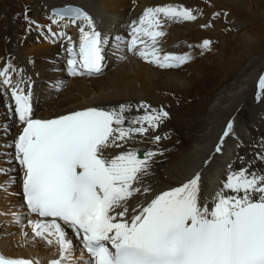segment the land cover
Returning <instances> with one entry per match:
<instances>
[{"label": "bare ground", "instance_id": "6f19581e", "mask_svg": "<svg viewBox=\"0 0 264 264\" xmlns=\"http://www.w3.org/2000/svg\"><path fill=\"white\" fill-rule=\"evenodd\" d=\"M66 2L96 9L101 15L95 16L94 24L103 22L106 26L103 41L109 45L100 73L80 77L64 73L68 37L72 41L79 38L81 22L72 24L63 19L53 23L57 17L50 15L48 8ZM24 3L33 7L29 14ZM169 5L192 9L197 15L194 22L178 21L159 29L164 35L158 42L175 55L190 56L186 63L160 69L127 54L124 46L111 43V38H124V23L143 7ZM223 14L226 29L220 22ZM47 25L49 31L42 28ZM205 36L212 42L207 50L200 46ZM8 65L12 77L30 84L33 111L39 116H55L89 105L109 109L127 106L125 116L129 119L145 114L141 105H148L149 112H167L155 129L143 136L135 134L126 142L118 141L123 147L105 152L109 157L136 149H142L144 155L155 152L141 185L153 193L181 183L197 168L201 170V200L213 188L235 195L223 189L222 180L242 168L264 175V93L259 88L264 75V0H0V69ZM8 100L6 88L0 84V220L5 223L0 248L5 254L32 257L45 264L47 254L57 252V245L34 237L30 226L15 227L14 223L16 214H23L24 209L18 197L8 195L16 191L11 184L20 169L13 160L17 127L5 111ZM229 122L234 130L232 127L224 141H232L237 148L233 166L226 165L229 161L224 155L213 153L217 146L225 150L221 141ZM234 134L237 137L230 140ZM156 136L161 139L156 141ZM205 158L207 165L203 164ZM141 197L135 194L128 201L129 214ZM72 243L70 264H86L75 237Z\"/></svg>", "mask_w": 264, "mask_h": 264}, {"label": "snow or ice", "instance_id": "6c2138e0", "mask_svg": "<svg viewBox=\"0 0 264 264\" xmlns=\"http://www.w3.org/2000/svg\"><path fill=\"white\" fill-rule=\"evenodd\" d=\"M53 15L57 17L53 23L65 18L72 24L81 22L78 50L68 37L69 74L100 73L104 41L92 18L73 6ZM196 18L192 10L180 6L147 8L134 22L128 50L159 67H178L191 57L161 56L156 45L164 32L159 29L164 19ZM138 44L143 47L137 48ZM210 44L205 40L202 47L207 49ZM10 67L0 69V84L11 88L14 111L23 125L12 144L14 159L23 171L27 208L43 218L28 221L32 234L59 247L60 259L50 264H70L73 244L69 229L88 254L86 264H264V175L245 168L230 173L223 189L235 195L217 192L209 207L200 203L201 178L197 173L181 186L156 195L146 206L133 208L129 216L128 201L141 193L156 153L150 151L140 158L135 150L112 157L105 152L123 147L118 141L126 142L135 134L143 136L155 129L168 113L149 112L148 105H141L145 114L129 119L125 116L128 107L121 105L118 109L88 108L53 119H33L31 93L20 87L23 81L12 85ZM259 88L264 91V75ZM8 109L13 110L11 105ZM232 127L229 122L224 137ZM149 191L143 188L144 193ZM0 264L38 262L0 255Z\"/></svg>", "mask_w": 264, "mask_h": 264}, {"label": "rangeland", "instance_id": "374dc122", "mask_svg": "<svg viewBox=\"0 0 264 264\" xmlns=\"http://www.w3.org/2000/svg\"><path fill=\"white\" fill-rule=\"evenodd\" d=\"M27 4H25V6H26ZM32 6V5H31ZM32 9H33V7H32ZM221 22V21H220ZM221 24H222V28H225L226 29V27H225V23H223V22H221ZM224 26V27H223ZM226 32H224V34H225ZM53 34V33H52ZM228 34H232L231 32H228ZM54 35V34H53ZM42 44H47V43H42Z\"/></svg>", "mask_w": 264, "mask_h": 264}, {"label": "water", "instance_id": "95a60500", "mask_svg": "<svg viewBox=\"0 0 264 264\" xmlns=\"http://www.w3.org/2000/svg\"><path fill=\"white\" fill-rule=\"evenodd\" d=\"M67 6H73V5L67 4L66 7H67ZM73 7H75V6H73ZM76 8H78V7H76ZM79 9H81V8H79ZM57 10H60V9H58V8H57V9H54V11H57ZM81 10H82V9H81Z\"/></svg>", "mask_w": 264, "mask_h": 264}]
</instances>
